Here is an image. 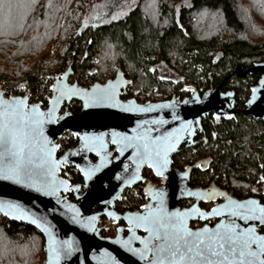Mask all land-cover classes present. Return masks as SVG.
<instances>
[{
  "label": "water",
  "instance_id": "water-1",
  "mask_svg": "<svg viewBox=\"0 0 264 264\" xmlns=\"http://www.w3.org/2000/svg\"><path fill=\"white\" fill-rule=\"evenodd\" d=\"M83 25L85 23L81 26ZM239 70L240 67H237L236 71ZM259 71H263V76L245 110V113L256 119L264 117L262 106L264 64L255 63L241 72L243 76ZM72 74V67L69 64L54 76L50 87L51 95L45 107L39 101L29 102L27 96L5 97L0 92V125L14 122L18 136L19 133L28 132L29 129L37 130L38 135L32 148L34 155L31 167L37 171L41 167L45 168L48 172L46 183L50 185V187H41L39 176H33L30 181L22 179L17 183L15 179H5L4 174L0 173V215L8 220L30 225L41 233L44 239V264H105L106 257L102 253L110 254L119 261V264H152V252H147L145 259H141L140 250L145 248V241L147 247L152 249L163 243L161 238L155 234L150 236L147 227L143 228L146 233L142 237L134 238L131 235L123 237L119 230L115 236H103L98 225L103 207L94 212L92 208L97 203L102 205L113 191L118 190L124 177L122 171L126 161L131 162L135 170L149 166L166 175L168 177L165 181L166 196H172L168 194L172 186L170 167L172 154L181 143L192 139L202 116L210 111H214L216 119L223 114L234 115L236 110L233 108V101L227 98L231 93H221L222 83H220L214 88L205 90L201 95L194 90L182 99L170 98L165 101H147L139 104L134 99L123 101L120 98L122 90L130 84V80L120 68L116 69L113 77L107 78L104 82L96 81L88 87L80 86L77 82H69L68 79ZM102 91H106L110 98L103 104L97 105L91 97ZM71 101L81 104L79 112L72 113L68 110L67 105ZM65 131H70L79 137L77 145L83 148L84 153H94L97 157L94 164H91L84 153L77 158L78 163L74 162V158L68 157V152L57 156L59 147L57 140ZM166 133L169 134L166 141L162 139L153 143L157 141V137L163 138ZM107 140L118 150L112 163L103 152H96L102 146L106 149ZM129 142L139 147H126ZM144 144H148L153 153L159 149L162 160L166 159L167 163L160 167L154 159L138 155L137 153L143 152ZM67 162L75 164L80 172L85 174L86 170L100 171L89 181L85 179V190L78 193L77 185L60 175L63 163ZM68 191H74L75 200L67 198L65 194ZM173 203V201L163 203L165 220L170 219L176 223L182 220L183 228L194 234L198 233L205 241L217 233L227 232L231 225H236L237 251L229 255L223 264H247L249 260L253 261V264H259V261L264 260V252H260L257 257L247 255L248 252H257L260 244H264V239H259L264 238V234L257 232V227L264 224V221L258 218L261 216V210H264L262 205L240 204L245 208L255 209L257 218L249 216L241 219L236 215L228 220V215H224L213 227L192 230L187 225L188 218L177 212L173 208ZM245 208H235L234 211L243 212ZM150 213L152 214V210L149 211L148 216ZM173 213L180 215L173 216ZM73 217H76V223H73ZM247 228L252 229L251 234L241 236L240 234ZM163 231L164 229H161V235ZM249 235L253 238L248 242L247 248L243 249L245 256L241 258V247L244 241L248 240ZM193 238L189 237V239ZM63 241L71 244L72 251L68 255L61 254L58 259L55 249L61 248ZM135 243L138 246H135ZM129 247L138 251L131 252L128 250ZM213 259L223 260V257ZM183 264H188V261H184Z\"/></svg>",
  "mask_w": 264,
  "mask_h": 264
},
{
  "label": "trees",
  "instance_id": "trees-1",
  "mask_svg": "<svg viewBox=\"0 0 264 264\" xmlns=\"http://www.w3.org/2000/svg\"><path fill=\"white\" fill-rule=\"evenodd\" d=\"M0 1L9 7L12 0ZM157 6L161 7L157 10L161 14L154 16L152 7L156 10ZM241 6L245 12L246 8L256 6L264 14V0H243ZM238 9L234 0H34L20 22L23 33L19 36H28L31 29L44 32L47 43H60L59 50L54 56L48 49L38 54V49L29 50L27 56L33 59L21 60L17 55L21 51L17 45L20 41L11 39L0 55V78L10 84L30 81L39 88L42 79L33 72L37 62L43 60L46 67L52 65L54 79L70 55L72 78L79 85L105 80L113 72L106 73L110 68L101 67L115 63L112 68H120L131 79L132 89L152 97L156 91L169 94L170 90L181 93L189 87L199 89L210 80L216 83L225 76L237 78L235 83H239L242 92L247 80L238 76L236 68L264 62V19L252 17V12L251 17L246 16L248 12L243 14ZM246 21L251 28L259 29L254 40L245 34ZM211 23L231 32V36H223L222 31L208 32L206 28ZM5 28L1 26L0 36L8 33ZM13 45L15 49L11 48ZM6 52L9 54L5 55ZM165 74L168 79L163 78ZM67 108L74 112L79 105L73 101ZM230 132L224 128L223 135ZM231 135L235 143L240 142ZM224 159L228 165L243 166L249 161L258 167V159L264 164V146L249 159L241 155ZM214 160L215 164L222 163L219 156ZM43 248L44 239L36 228L0 215V264H34Z\"/></svg>",
  "mask_w": 264,
  "mask_h": 264
},
{
  "label": "flooded vegetation",
  "instance_id": "flooded-vegetation-1",
  "mask_svg": "<svg viewBox=\"0 0 264 264\" xmlns=\"http://www.w3.org/2000/svg\"><path fill=\"white\" fill-rule=\"evenodd\" d=\"M260 63L264 64V62ZM254 64L240 67L237 72L240 78L247 80V86L242 92H240L239 83H235L237 78L225 76L219 82L214 83L213 80H210L207 86H201L199 89L189 87L181 93L170 90V93L166 94L158 93L155 90L156 94L152 97L139 89L134 92L132 89L133 82L125 76L130 80V84L120 94L123 101L134 99L136 103L143 104L147 101H165L170 98L182 99L189 96L194 90H197L201 95L205 90L222 83L220 92L231 93V95L228 94L227 98H231L233 101V108L236 112L233 116L223 114L216 119L214 111H210L201 117L200 124L196 126L192 139L184 141L177 147L171 156L170 164L172 186H170L168 194L173 197L166 196L165 181L168 180L166 175L160 171L158 175V171L149 166L135 170L133 164L126 161V166L122 171L124 177L118 190L113 191L107 201L102 202V205L97 203L92 208L94 212L103 207V213L99 216L98 223L101 228V235L115 236L119 230L123 237L128 235L134 238L142 237L146 233L143 230L146 226L143 224L137 226V218L148 216L150 210H152L153 215L158 216L160 213L157 212V209L162 208L163 203H171L172 201L174 202L173 208L188 218L187 225L192 230L201 227H213L224 215H228L227 219L231 220L235 206L248 201H253L254 204L264 207V164L261 160L258 159L257 167L250 165L249 161H246L243 166L228 165L224 159L230 155H241L249 159L254 154L257 155L264 146V142H262L264 140V117L256 119L245 113L249 100L263 76V71L248 73L243 76H241V72ZM115 72L107 78L113 77ZM68 81L76 82L73 81L72 75ZM77 103L79 108L72 113L80 111L81 104ZM262 106L264 107V102ZM224 128H228L231 132L223 135ZM231 134L236 136L237 141L240 142L235 143L233 139H230L232 138ZM79 140V137L72 132L65 131L57 140L59 144L57 156L68 152V157L74 158V162L78 163L77 158L84 153L83 148L77 145ZM106 145V149L102 146L101 150L97 149L96 152H103L112 163L118 154V150L108 140ZM83 155L88 157L91 164L97 160L92 152ZM218 156L221 157V164L218 162L215 164L214 159ZM235 170H241V172L238 173ZM99 171L86 170L85 174L80 172L75 164L67 162L63 163L60 175L77 185L79 193L85 190V179L89 181ZM158 193H162V196L159 199L154 198ZM65 195L69 200L76 199L74 191H68ZM163 213L165 215L166 212L163 210ZM257 232L264 234V224L257 227ZM135 246L138 244L135 243Z\"/></svg>",
  "mask_w": 264,
  "mask_h": 264
},
{
  "label": "snow or ice",
  "instance_id": "snow-or-ice-1",
  "mask_svg": "<svg viewBox=\"0 0 264 264\" xmlns=\"http://www.w3.org/2000/svg\"><path fill=\"white\" fill-rule=\"evenodd\" d=\"M93 102L97 105L103 104L110 98L106 91H102L99 94H93L91 97ZM88 105L86 104L85 107ZM175 131V130H174ZM38 135L37 130L29 129L28 132L17 133L16 125L14 122H9L7 125H0V173L4 174L5 179H15L19 183L22 179L31 180L33 176L41 177V187H50L46 183L48 172L45 168L41 167L38 171L31 167L33 159V144L35 137ZM169 134H165L163 138L157 137V143L159 141L167 140ZM179 138V137H177ZM129 141L131 138H126ZM126 147H139L129 142ZM141 157H147L154 159L156 164L163 167L167 163L166 159L162 160L159 149L153 153L148 144L143 145V152L137 153ZM162 161V162H161ZM152 166V165H150ZM100 165L97 166L99 168ZM159 175V171L157 172ZM162 193L156 194L154 198L159 199ZM231 203V202H230ZM248 204L254 203L248 201ZM237 209L245 208L244 205H236ZM157 212L160 215L156 216L149 214V216H141L137 218V226L143 224L147 227L150 236L152 234L157 235L158 238L163 240V243L156 247L149 249L147 247V241H145V248L140 250V258L145 259L147 252L151 251L153 254L152 264H183L184 261H188V264H223L228 259L229 255L236 253L238 237L235 233L236 225L233 224L229 227V230L223 234L217 233L210 236L206 241L198 233L194 234L183 228V221L176 223L174 221L165 220L162 208H158ZM173 216H179L178 213H173ZM233 216L239 215L241 219H246L249 216L256 217V210L251 208H245L243 212H232ZM264 221V210H261V216L258 217ZM91 219V218H89ZM76 217H73V223H76ZM221 226H218V228ZM228 227V226H225ZM161 229H164L161 235ZM171 229V231H169ZM252 229L247 228L244 230L245 234H251ZM189 237H194L189 239ZM249 235L248 240H245L241 250L240 257L245 256L244 248H247L248 242L252 239ZM264 239V238H259ZM131 252L138 250L128 248ZM72 251V246L68 241H63L61 248L55 249L57 258L63 255H68ZM260 252H264V244H260L257 252H248L247 255L251 257H257ZM106 257L105 264H119L115 258L110 254L102 253ZM216 257H223V260L213 259ZM247 264H253V261L249 260ZM259 264H264V260L259 261Z\"/></svg>",
  "mask_w": 264,
  "mask_h": 264
},
{
  "label": "rangeland",
  "instance_id": "rangeland-1",
  "mask_svg": "<svg viewBox=\"0 0 264 264\" xmlns=\"http://www.w3.org/2000/svg\"><path fill=\"white\" fill-rule=\"evenodd\" d=\"M33 1L34 0H26L24 3H21V0H19L17 2L16 1L14 2V0H12L11 2H9V4H10L9 7L4 6L2 3H0V28L3 25L4 27H7L5 29L8 32V33L4 32V34L3 35L1 34L2 36H0V55H3L4 54L2 52V50H3V48L4 49L7 48V47H4V46L6 44H9L10 43L9 41H11V39H16V40L20 41V43H18L17 45L21 46V48H20L21 51L18 52L20 54H17V55L21 57V60L25 59V60L29 61L30 59L31 60L33 59V57L29 58V56H27V54H29V50L36 51L38 49L36 51V53L38 54V53L42 52L44 49H45V51L48 49V50H50V52H51L50 54L52 56H54L53 54H57V52H58L57 50H59V46H60L59 44L60 43L59 42H56V41L55 42H51V43H49V42L47 43V41H45V34H44V32H40V31L35 32L33 29H31V30H29L27 32V33H30L28 36H22V35L19 36L20 35V32L23 33V31L21 30L20 22L22 21L24 15H26L29 12V10L31 9V7L33 5ZM234 1H235L236 8H239L238 9L239 12H241L243 14H246V12H248L249 15L246 14V16L251 17V15H252V17H257V18L264 19V14L260 13L259 9L256 8V6L249 7V10L246 8V12H245V10L242 9V6H241V3H242L243 0H234ZM6 3H8V2H6ZM251 5H253V4H251ZM155 6H156V3H155ZM160 8L161 7L159 6L155 10V8L152 7V10H153L152 14L154 16L155 15L156 16L160 15L161 14V12H159L160 11L159 10ZM157 10H159V11H157ZM251 12L254 13L255 15H253ZM250 13H251V15H250ZM243 14H241V15H243ZM192 20H195V18L192 17ZM7 22H8V24H6ZM64 23H65V21L62 20L61 21V24H64ZM216 25H217L216 23H214V24L211 23L206 29L209 30L208 32H210V33H213V32L214 33H221L220 31H222L223 36H226L227 38L231 36V32H226V31L224 32V28L218 27ZM245 25H246V30H247L245 34L248 37H250L252 40H254L255 38H257V36H258V30L259 29H253L254 28L253 26H252L253 28H251L250 27L251 23H248V22ZM248 25H249V27H248ZM261 29H263V28H261ZM261 31H263V30H261ZM259 37H260V35H259ZM70 41H72V39H70ZM2 43H4V44H2ZM66 43H68V42H66ZM15 46L16 45H13V46H11V48L12 49H15L16 48ZM10 51H9V53H10ZM11 52H13V50ZM9 53L6 52L5 55H7ZM17 55L15 57H17ZM41 55H42V53H41ZM45 58H46V56H45ZM94 61L96 62L97 61V58ZM0 62H1V59H0ZM5 62H7V59L6 58H5ZM69 62L70 63L73 62V58L70 55L66 57L65 62H64L65 64H64L63 68H59L60 69L59 72L63 71L64 70V67L65 66L67 67ZM114 64L115 63H113V65L111 67H109V65L102 66L101 69L102 70H105L106 68L107 69L110 68V69L107 70L106 73H109V74L111 72L114 73V71H116L115 68H112V67L115 66ZM0 66H2V65H0ZM52 70H53L52 65L47 66V67L44 65L40 69V73L39 74H40V76L43 77V79H42V82H43L42 85H43V89L44 90H46V86L48 88L49 84L53 80L52 73H51ZM102 70H101L102 75H104V72ZM53 75H54V73H53ZM101 76L99 78H101ZM163 78L168 79L169 77L167 76V74H165V75H163ZM73 81H75V78H73ZM100 82H104V80L103 81L100 80ZM133 90H134V92H137L138 91L137 88H133ZM41 252L42 253H40L39 255L37 254L36 259L34 261V264H41L42 261H44V248H43V251H41Z\"/></svg>",
  "mask_w": 264,
  "mask_h": 264
},
{
  "label": "built area",
  "instance_id": "built-area-1",
  "mask_svg": "<svg viewBox=\"0 0 264 264\" xmlns=\"http://www.w3.org/2000/svg\"><path fill=\"white\" fill-rule=\"evenodd\" d=\"M71 64L70 62L68 65ZM44 62L43 60L37 62L35 67L33 68L34 73H40L41 67H43ZM66 66L64 67V69ZM41 79H43L42 76H40ZM92 83L89 82L87 84H82L83 86L87 87L91 85ZM0 92L3 93V96L9 97V96H27L29 99V102L34 103V102H42L43 106L46 105V102L48 98L51 95V90L43 89V85L40 86L39 88L34 87L32 82L30 81H22L16 84H10L7 82L5 79L0 78ZM41 264H44V261H42Z\"/></svg>",
  "mask_w": 264,
  "mask_h": 264
}]
</instances>
